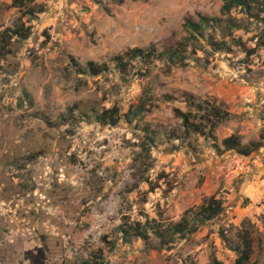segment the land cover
<instances>
[{
  "label": "rangeland",
  "instance_id": "rangeland-1",
  "mask_svg": "<svg viewBox=\"0 0 264 264\" xmlns=\"http://www.w3.org/2000/svg\"><path fill=\"white\" fill-rule=\"evenodd\" d=\"M222 5L0 0V264H79L99 250L108 264H234L246 238L245 264H264V8ZM200 16L225 23L192 35L185 24ZM181 43L185 67L115 68L129 49ZM88 61L108 70L79 71ZM139 102L150 110L129 121ZM108 109L116 125L97 120ZM231 136L259 146L241 155L222 145ZM212 195L224 211L171 247L152 231L149 243L131 231L124 241L121 228L177 222Z\"/></svg>",
  "mask_w": 264,
  "mask_h": 264
},
{
  "label": "trees",
  "instance_id": "trees-1",
  "mask_svg": "<svg viewBox=\"0 0 264 264\" xmlns=\"http://www.w3.org/2000/svg\"><path fill=\"white\" fill-rule=\"evenodd\" d=\"M35 0H13V3L21 7L26 5L27 2H33ZM122 3L124 0H117ZM241 9L245 15L251 16L255 9L264 8V0H223L221 13L223 15L230 14L234 9ZM26 14L33 15L32 10H27ZM225 23L223 18L200 16L198 22L188 21L185 26L188 31L193 35H205L210 29H214L217 25ZM230 24L227 22V25ZM237 28L234 24L229 25L228 28ZM11 35L19 36L20 32L17 30H9ZM11 37V36H10ZM210 44L216 51H231V48L225 41L211 40ZM187 44H178L176 47L164 49L159 51L155 45H150L147 48L135 47L129 49L125 55H117L113 58L115 62V68L121 74H125L133 67V63L139 61L143 66L149 68L157 60H163L170 66L185 67L188 65V48ZM258 47L264 48V38L258 42ZM248 56L255 53L254 49H247ZM79 71L82 73H88L90 76H98L108 70L107 64H99L94 61H88L86 66L79 67ZM150 110L143 102H139L135 106V110L128 114V120L132 121L144 115L145 112ZM176 113L182 118L184 128L189 131H199L200 125L195 122H191V112H182L180 109L175 110ZM120 119L119 111L117 109H108L97 115V120L101 124L116 125ZM213 124V123H212ZM222 145L225 149L234 150L241 155H249L253 148H257L259 144L252 143L251 147H245L241 144L239 137L231 136L223 140ZM224 211V205L220 198L212 195L203 200V203L196 209H188L184 215L177 222H170L164 225H158L157 222L150 223L146 221L144 224L136 222L133 225H129L127 228H121L123 239L128 242L127 236L130 235V231L137 237H140L145 243H149L150 235L149 231H152L160 240L161 246L168 248L176 241V239L184 240L187 236L197 232L207 222L212 221ZM244 249L240 251V248H234V251H238V258L234 264H245L251 256V242L248 238L245 239ZM113 247V246H112ZM111 247V248H112ZM217 261V260H215ZM79 264H108L104 258L101 250L94 252L90 258L83 259Z\"/></svg>",
  "mask_w": 264,
  "mask_h": 264
}]
</instances>
